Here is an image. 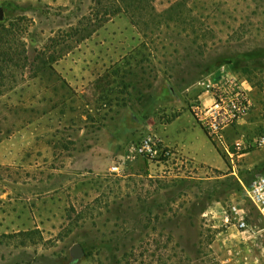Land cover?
<instances>
[{"label": "rangeland", "instance_id": "374dc122", "mask_svg": "<svg viewBox=\"0 0 264 264\" xmlns=\"http://www.w3.org/2000/svg\"><path fill=\"white\" fill-rule=\"evenodd\" d=\"M92 1H0V23L25 19L30 52L57 34L70 47L55 76L24 73L0 88V264H264L237 253L264 247L247 194L264 172V146L253 145L264 127V0H155V12L178 14L140 28L119 13L80 41L73 29ZM220 66L252 101L248 128L230 127L248 138L211 144L188 112L178 123L199 160L222 168L177 153L124 167L125 145L161 140L178 111L169 102L188 110L198 81ZM116 163L123 171L110 173Z\"/></svg>", "mask_w": 264, "mask_h": 264}, {"label": "built area", "instance_id": "2783aa9c", "mask_svg": "<svg viewBox=\"0 0 264 264\" xmlns=\"http://www.w3.org/2000/svg\"><path fill=\"white\" fill-rule=\"evenodd\" d=\"M196 86L200 93L191 100L188 110L211 141L222 143L225 130L233 127L249 114L252 101L243 82L236 74L230 72L227 66H220L208 76L202 77ZM201 96L209 99L206 105H202ZM253 145L264 146V127L262 133L253 141ZM175 155L176 152L165 147L159 138L144 137L125 145L121 164L126 167L139 159L149 163H159ZM123 169L116 163L108 170L110 173L119 174ZM247 194L264 220V172L253 179ZM233 220L237 229L242 231L247 229L243 217H234ZM225 222H228L227 218Z\"/></svg>", "mask_w": 264, "mask_h": 264}, {"label": "trees", "instance_id": "16d2710c", "mask_svg": "<svg viewBox=\"0 0 264 264\" xmlns=\"http://www.w3.org/2000/svg\"><path fill=\"white\" fill-rule=\"evenodd\" d=\"M154 1L93 0L94 14L83 17L79 25L73 29L74 33L81 34V38H78L80 41L88 39L96 28L102 27L119 13L126 14L132 25L140 28L141 25L144 28L147 27L151 21L158 26L178 14V10L173 7L160 13L155 12ZM141 6L150 7L151 12L148 15L144 14V11H141ZM147 16L148 18H146ZM24 21L25 19L21 17L0 23V88L4 87L5 81L15 84L16 78L24 76V73H31L30 77L32 78L43 77V75L55 76L56 72L52 68V64L61 59L70 48L69 35L65 37L67 39H61L57 34L55 39L53 37L48 39L51 42L49 47L43 46L30 52L25 41L28 28L23 27ZM51 47H54V50L48 53V48Z\"/></svg>", "mask_w": 264, "mask_h": 264}, {"label": "crops", "instance_id": "0c3cea01", "mask_svg": "<svg viewBox=\"0 0 264 264\" xmlns=\"http://www.w3.org/2000/svg\"><path fill=\"white\" fill-rule=\"evenodd\" d=\"M0 1H2V0H0ZM201 100H202V105H206L209 102V99L205 98V96H201ZM168 105H169L168 109L170 112H175L176 110H178V111L173 117H169V119H167L162 124V127H161L162 131H161V129H159V131H158V134L161 137V141H162L163 145L165 147H167L168 149H170L171 151L176 152L178 155L190 160L191 162H193L195 164H199V165L209 167V168L215 169V170H220L222 167L216 168V167H213L211 165L202 163L199 160V154L197 153V150L184 143L183 134H184L185 129L182 127V123L179 124L178 121L181 119L183 113L188 112V114L191 117H193L191 115L190 111L185 109V108L182 109V106H183L182 103L177 101V100L176 101L175 100L170 101ZM243 118L235 126L241 125V126H247V128H248L249 125H248V123L245 122V119H243ZM176 123H177V125H176ZM167 130H168V135L166 136L163 133H165V131H167ZM201 130H203L202 127H201ZM234 130H235L234 128H227L224 132L225 133L224 136H226L230 141L234 140L235 142L239 141L240 138L241 139L248 138V137H246L247 133H245L243 135L242 134L237 135V133ZM202 132L205 134L206 138L212 144V141L209 139L206 132L204 130ZM241 139H240V141H241ZM7 141L8 140H4L2 143L4 144ZM214 149H215V147L213 146V150ZM226 151H227V149H226ZM217 152H218V150H217ZM227 152H229V151H227ZM221 158H222V156H221ZM222 160H223V158H222ZM236 230L241 235H244L246 233L245 231L239 230L237 228H236ZM247 248L246 247H240L237 253L243 254L245 257L248 255L249 257L247 256V258H246L247 260H248V258L249 259H255V257H256L258 260H261L264 263V247L263 246L257 247V248H259L258 251H256L255 248H253V249L252 248L247 249ZM237 258H239V257H234V259H236V260H237ZM240 260H242V259H240Z\"/></svg>", "mask_w": 264, "mask_h": 264}, {"label": "water", "instance_id": "95a60500", "mask_svg": "<svg viewBox=\"0 0 264 264\" xmlns=\"http://www.w3.org/2000/svg\"><path fill=\"white\" fill-rule=\"evenodd\" d=\"M3 19H4L3 10L0 7V20H3ZM73 251H74L75 255H78L79 254V247L75 246Z\"/></svg>", "mask_w": 264, "mask_h": 264}]
</instances>
